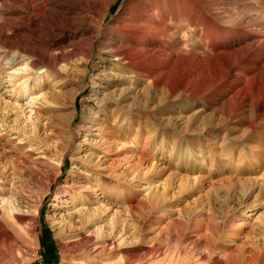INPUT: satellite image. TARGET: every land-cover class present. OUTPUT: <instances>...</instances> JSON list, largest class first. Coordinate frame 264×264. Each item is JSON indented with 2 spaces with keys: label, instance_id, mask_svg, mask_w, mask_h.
<instances>
[{
  "label": "rangeland",
  "instance_id": "374dc122",
  "mask_svg": "<svg viewBox=\"0 0 264 264\" xmlns=\"http://www.w3.org/2000/svg\"><path fill=\"white\" fill-rule=\"evenodd\" d=\"M183 2L0 0V264H264V168L245 167L264 144V0ZM134 12L172 27L143 52L154 83L122 55ZM124 98L133 130L103 158L86 130Z\"/></svg>",
  "mask_w": 264,
  "mask_h": 264
},
{
  "label": "bare ground",
  "instance_id": "6f19581e",
  "mask_svg": "<svg viewBox=\"0 0 264 264\" xmlns=\"http://www.w3.org/2000/svg\"><path fill=\"white\" fill-rule=\"evenodd\" d=\"M183 5H185V8L187 7L190 12L197 11V0H184ZM172 12L174 13V15H176L175 17H177V15L179 14L178 11H172ZM172 12H170L171 16L173 15ZM168 19H169L168 17H166L165 15H162L160 12L157 16H156V14L153 16L151 15L150 18H148L147 20H145L143 22L141 20L140 16L138 15V13L134 12L129 17V24L124 25V30H125L124 33H125V36L127 37V41L129 42V45L126 48L127 50L125 49L126 53L123 52L122 55L124 56V58H126L128 60L130 65L134 66L135 70L137 71V72H135L136 73L135 77L139 80H140V77L142 74L147 73V75H149L148 77L151 78L152 83L155 82V79H154L155 76H154V74H152V71H154L156 74V71L160 67V64L162 63V62H160V59H159L160 56L143 55V52L146 51V47H147V44L149 42L159 43V41L161 40V38H160L161 35H164V34L167 35L170 33L169 31L171 30L172 27L170 26V22H168ZM190 22H191L190 23L191 25H196L194 23L192 24L191 20H190ZM178 26H179V24L175 25V28H177ZM227 28H230L229 25L222 24L215 29V34L219 35L221 37H224ZM148 49L150 51H155V52L156 51L157 52L162 51L161 49H159L157 47H156V49H153V48H148ZM159 55H165V52L163 51V53H161ZM168 55H170V54H168ZM213 89H215V88L208 89V92H207L208 97L213 92ZM75 96H76V94L73 96V101H74ZM129 97H131V96H129ZM262 97H264V90H262ZM126 99L127 98L120 100V103L117 104V106L115 108H111V110L109 112H107L108 110H107L106 105L103 108H101L103 115H104L103 119L98 121L97 116H95L94 117L95 121L92 122V126L90 127V130H86L87 133H89L90 131L96 132L95 137H97L99 140H98V142H96V144H95V146H93V148H96V147L99 148V153L103 154V158H105V156L110 154L111 150H113L111 148L115 144H117V140H115V139L120 134L121 131L125 130V131L130 133L133 130L132 123L134 122V120L130 117H131L132 112L135 109V106H131V104L129 105ZM256 111H257L258 115L264 116V105L261 108H258ZM74 115H75V111L72 112L70 119H67V128L70 130V132L72 134H74V128L72 126V119H73ZM187 118H188V116H187ZM57 119L61 122L64 121L65 114L62 113L61 111H58ZM147 119H148L147 110H139L138 114H137V120L135 123L136 124V130L135 131H136L137 135L141 134L142 131L146 127H148L149 121ZM188 121L189 120H186V122H185L186 123L185 129L182 130V134H181L180 138H181V141H183L184 143H187V144H191V147L194 148L196 143H194L191 140L190 136H192V134L187 133V130H186L188 127V123H189ZM201 132L202 133L207 132V134H208L211 132V130L206 128V129H203ZM162 133L160 132V134H162ZM237 138H241L243 143L246 146H248V148L246 146L242 147V151L244 153H248V151H250L248 149H254L255 143L258 142L256 140H252L253 138L251 139V137L250 138L249 137L244 138L243 135L238 136ZM210 143H212V142H210ZM220 144L222 147L223 143H220ZM147 145H148V139H145L144 144H143L142 153L140 155H145ZM163 147H164V145H163ZM260 147L261 148L259 150H255V152H253L254 153V159L253 160L252 159L251 160L246 159L245 167H249L254 161V163H256V165L258 167L263 166V168H264V144ZM211 148L215 152H217V150L220 147L217 149V148H215V146L213 144ZM116 152L117 153L115 155L120 154V153L118 154V151H116ZM218 153H219V151H218ZM230 161H231V159H230ZM228 162H229V160H228ZM113 163H110L107 171H110L113 169V167H114ZM98 164H99V162H97V164H95L94 166H96ZM241 168H243V167H241ZM245 170L248 171L249 169L246 168ZM4 233L5 232L3 231V227L0 224V238L4 237V236H2ZM3 239L6 242L7 241V235H6V238L4 237ZM1 260L2 259L0 258V263L2 262ZM218 264H223V262L219 261Z\"/></svg>",
  "mask_w": 264,
  "mask_h": 264
}]
</instances>
